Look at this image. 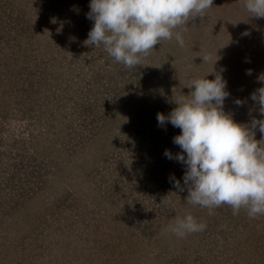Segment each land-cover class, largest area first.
Here are the masks:
<instances>
[{"label":"rangeland","instance_id":"obj_1","mask_svg":"<svg viewBox=\"0 0 264 264\" xmlns=\"http://www.w3.org/2000/svg\"><path fill=\"white\" fill-rule=\"evenodd\" d=\"M27 2L30 0H0V41H18L21 26L30 20L23 16L30 8ZM50 2H54L51 7ZM45 3L49 14L90 10V0ZM250 16L243 0H214L203 17L189 18L174 30L182 31V37L189 34L183 38V46L175 38L164 40L133 68L117 62L116 68L110 69L107 61L115 60L105 51L99 55V46L79 48L76 58H71L78 60L75 71L69 74L56 68L57 60H48L51 54L46 49H34L32 40L16 46L17 52L0 51L4 68L0 73L7 74L5 78L15 74L30 77L20 88L35 91V97L24 99L23 110L15 111L7 103L9 110L0 108V166L6 168L0 174V264H104L106 256L111 258L113 253L119 255L111 258L115 261L112 264H172L179 249L187 247L195 233L183 238L171 230L160 238L155 233L164 221V212L171 205L181 207L185 202L187 189L180 192L171 182L175 177L183 185L182 174H176L173 163L165 160L163 169L143 164L156 163L152 154L164 158L174 138L167 125L159 130L158 138L145 137L156 128V121L147 116L156 115L157 108H171L170 112L175 99L171 94L165 99L161 92L158 94L157 85L143 79L150 75L156 79L162 74L173 79V75L183 74L190 86L215 69L222 73L230 93L224 102L225 111L238 122L260 118L251 93L264 86V18ZM191 26V31L183 30ZM27 44L34 47L29 49ZM186 64L192 70L184 71ZM249 70L251 75L247 74ZM213 78L209 74L208 79ZM148 88L151 90L146 94L143 90ZM137 93L140 100L144 97L142 101L132 98ZM238 98L245 101L242 107L235 104ZM2 99L1 94L0 102ZM27 124L32 127L27 129ZM22 137L33 139L34 145L27 146ZM142 138L156 144L155 153L143 148ZM260 138L257 129L256 139ZM129 155L136 162L131 166L124 160ZM71 161L75 163L65 169V163ZM66 170L70 174L65 175ZM155 170L165 175L153 182L148 174ZM5 174L11 181L4 180ZM30 189H34V196H28ZM203 209L201 217L207 210ZM226 228L227 236L218 233L213 244L215 255L222 256L218 264H264V239L253 245L254 234L248 247L233 238L226 245L223 239L232 231L230 226ZM37 232L39 236L34 238ZM62 246H70L66 257ZM103 251L107 255L101 257Z\"/></svg>","mask_w":264,"mask_h":264},{"label":"clouds","instance_id":"obj_2","mask_svg":"<svg viewBox=\"0 0 264 264\" xmlns=\"http://www.w3.org/2000/svg\"><path fill=\"white\" fill-rule=\"evenodd\" d=\"M243 3L250 17L264 18V0ZM213 4L214 0H90L87 18L94 23L84 44L103 45L116 62L137 67L142 56L164 40L175 36L183 46L182 34L174 30L189 18L203 17ZM209 74L214 78L208 79ZM247 74L251 75V70ZM187 87L190 92L174 100L175 108L168 114H157L158 125L170 123L180 129L173 138L180 151L164 152L166 158L185 166L183 185L171 177L174 187L180 192L186 188V203L207 208L209 215L225 204L234 215L241 208L247 209L250 218L264 215V86L251 93L260 118L250 123L238 122L225 111L224 102L230 93L221 72L214 69ZM244 103L235 100L237 106ZM206 227L189 213L178 217L171 231L183 238Z\"/></svg>","mask_w":264,"mask_h":264},{"label":"trees","instance_id":"obj_3","mask_svg":"<svg viewBox=\"0 0 264 264\" xmlns=\"http://www.w3.org/2000/svg\"><path fill=\"white\" fill-rule=\"evenodd\" d=\"M27 4H28L27 7H30V8L28 11L23 12V16L29 17L30 20L26 19L25 20L26 26L25 27H22L23 25L21 26V30L18 32V35H19L18 41L15 44H13V43L8 44L7 43L8 41L5 42V41L1 40L0 43L2 42V44H4V45H0V51H4L5 53H6V51H7V53L11 52V51H15L16 46H19V48H20V46H23V44H25V40H32L34 42L35 47L33 44H27L26 45L27 48L32 49L34 47V49L38 48L39 50L40 49H42V50L46 49L47 53L51 54V55H49L48 60L52 61L53 58L55 60H57L56 61V65H57L56 68H60L61 71L60 70L59 71L61 73L69 74V73H72V71L74 72L75 66H76V63L78 60L75 61V59H71V58H73V56L75 57V54L79 48H81V47H83V48L87 47L88 48L89 47L88 45L84 44V41L87 39L88 33H89L91 27L93 26L92 23H89L90 20L87 18L88 12L87 11L85 12V10H75V11L64 10L59 14H49L48 12H46L48 9L46 7L45 0H42V1L39 0V1H36V3H35V0H30V2H27ZM53 4H54V2H50L49 7H51ZM52 10H55V7L52 8ZM40 19H42V20H40ZM247 21L252 22V20H249V18H247ZM247 24H249V23H247ZM193 27L194 26L184 27L183 30L187 29V30L191 31V29H193ZM1 30L2 29H0V31ZM61 35H63V36H61ZM188 35L189 34L187 33L186 36L183 38H187ZM52 36L54 39L52 38ZM173 38H175V37H173ZM174 41H176V39ZM173 44H174V46L172 47V49L173 50L177 49L175 47L176 43L174 42ZM90 47H92V46H90ZM93 47L97 48L98 46H93ZM97 50L99 51V53H98L99 55L102 54V51L107 52L104 49L103 45H100L97 48ZM15 52H17V51H15ZM19 54L25 55L21 52ZM88 61L89 60H87L86 62H88ZM45 62H46L45 64H47V61H45ZM107 62H108V64L112 65V67L110 69L114 70V68H116V65H117L116 61L109 60ZM187 65L188 64L183 66V70L186 72L189 70H192ZM186 68H187V70H186ZM1 70H4V68H2V65H0V71ZM180 71H182L181 68H180ZM149 73H151V72L149 71ZM175 73H177V72H175ZM152 74H157V73H152ZM6 75L7 74L4 75V74L0 73V79H2V80H0V97H1V94L3 96V99L1 100V102H3V104L0 105V108L5 112L7 109L8 110L10 109L8 106H5V105H7V104L11 105L12 104L13 110L20 111L22 109L21 106L24 102V99L25 100L30 99V97L33 94H35V91H30L28 89L20 88L21 84L25 81L24 79L27 78V80H30L31 78L30 77L21 78V76L18 74H15L9 78H7V77L5 78ZM143 75H145L144 72H143ZM184 76L185 75H183V74L182 75L176 74L175 76L173 75V79H171L168 76H165L164 74H162L161 76L158 77L159 79L156 78L157 81H154L156 79H153L152 76L150 75L149 77L147 76L143 80L145 82H147V80H151L155 84V86L157 85V87L159 88L158 94L161 92L162 96H164L165 99L167 98V96L169 94H171V97H174L175 100H178L190 92L189 88L187 89V80L185 81ZM111 78H112V76H111ZM29 83H30V81H29ZM173 85L176 87V89L170 91L169 87H172ZM182 86H183V88H182ZM178 87H181V88L177 89ZM149 90H151V89L148 88V89H145L143 91L147 94ZM31 92H32V94H31ZM129 92L132 93L131 89L129 90ZM16 95H18V96H16ZM139 96L141 97V95H138V93H137L134 95V97L132 96V98L135 99V102H136V100L142 101L144 99V97L142 96V100H140ZM33 97H35V96L33 95ZM132 98L130 99V101H133ZM174 103H175V101H174ZM80 105H81V103H80ZM175 106H176V104H174V108H175ZM87 108H89V106L86 107V110H88ZM91 108H94V104H92V103H91ZM170 109L164 110V107H163V109L157 108L156 112H157V114L158 113L168 114ZM152 112H153V110L151 111V113ZM116 113L117 114L119 113V109H118V111L116 110ZM157 114L147 116V118L152 119L153 121L154 120L156 121L155 130L152 129L151 131H148L149 136L147 133L145 134V137H147V138L152 137V140L156 137L157 138L159 137V130L162 129V126L158 125ZM142 118H144V116L139 117V119H142ZM30 125L31 124H27V126H25V127L28 129L29 127H32ZM166 125L169 126L170 133L171 134L174 133L173 136L176 135L177 131H180V129L174 128L170 123L166 124ZM27 136H32V138H34L36 135L28 134ZM22 139L25 140V137L24 138L22 137ZM24 142L27 146H33L34 145L33 139L31 140L27 137H26V140ZM140 143L144 145L143 148L146 149L147 152L153 150V152L155 153L156 144L153 145L154 142L150 141L147 143L146 139L142 138V141H140ZM167 148H169L168 150H170L173 154H176L179 152L178 146H176L173 143V139L169 143V146ZM61 156L62 155L59 154V157H61ZM147 156H149V155H147ZM151 157L157 159V160H154L152 158L154 160V162H156V163L150 164L147 162V163L143 164L145 162V158L141 159V161L139 163L143 164V166L153 165L154 168L152 167V169H156L157 167H162V169H163V167H166L163 165H166L165 160H167L168 163H171V164L173 163L174 166L177 167V168H175L176 174H178V175L182 174V177H183L184 172H185V166L183 164H181L180 162H177L174 159H168L165 156L163 158L161 156H156V155L152 154ZM124 160H125V165H127V166L128 165L131 166L132 163H134V164L136 163V162H133L134 159H133L132 155L125 156ZM39 163L42 164V162H39ZM74 163H75V161L74 162L71 161V163H69V164L65 163V165H66L65 169H69V167ZM5 171H6V168L4 166H0V174H4ZM65 172H66L65 175L70 174V172L68 170H66ZM67 172H69V173H67ZM123 172H124V170L122 169V172L120 171L119 174L123 175ZM156 172L160 175L156 176ZM171 173L174 174V171H172ZM166 174H167V172H166ZM148 175H150L149 177L152 179L153 182L154 181L156 182V181H158V178H160V176L165 175V172H160V171L155 170V171H152L151 173H149ZM4 180L5 181H11V178L8 175H6ZM64 180H67V179H64ZM35 186H39V185H35ZM163 190L166 191V189H163ZM33 191H34V189H30L27 192L28 196L30 194L33 195L32 194V193H34ZM8 192H9V190H8ZM186 193H187V190H186ZM181 205H182L181 207L171 205L172 207L168 208V210H166L164 212L165 213L164 214L165 215L164 221L161 222V226H159V228L157 229L155 236H157V237L159 236V238L162 236L164 237L168 233V230H171V226L175 223V221L178 217L182 218L183 216L190 213L198 220L201 217V215L203 214L202 211L204 209L200 208L199 206H193L191 204L186 203V201ZM203 217H205V219H202ZM203 220H206V221H203ZM199 222L205 223L207 225L206 229L202 232L195 233V235L193 237V241L190 242L189 245H187V247H185V248L183 247V248L179 249L178 253L176 254V255H178V257L175 256V261L172 264H218L217 262H219V260L222 258V256H219L218 254L215 255L213 244L217 240L218 233H221L225 237L227 236V234L225 233V229H227L226 225L230 226V228H228V229L232 230L230 232V234L228 235V237L223 239L224 240L223 243L226 242L227 243L226 245H228L233 238V239H235V241L237 240V242H241L244 245L242 247H248L247 245L252 240V238L254 237V234H255L256 238L253 239V245H258L261 242V240L264 239V235H263L264 234V215H259L255 218H250L248 215L247 209H245V208H241L239 210V213L236 215L233 214L232 208L226 204L220 206L219 208L213 209V214H211V215H209V211L207 209L205 211L204 216L201 217V220ZM38 234H39L38 232L34 233L33 237L37 238L39 236ZM42 236L44 237V235H41V237ZM191 240H192V238H191ZM205 245H209L213 248V249L209 250L211 252L207 251L208 249H205V247H204ZM70 246H68V247L62 246L61 247L62 249L66 250V253L64 254L65 257L69 255L68 250H69ZM109 254H111V253H109ZM127 254H128V252H127ZM102 255H107V252L103 251L101 253V257H102ZM112 255L113 256L111 258L117 257L119 255V253L118 254L113 253ZM111 258L107 255L105 258L104 264L105 263H107V264L114 263L115 261H112ZM221 264H224V262Z\"/></svg>","mask_w":264,"mask_h":264}]
</instances>
